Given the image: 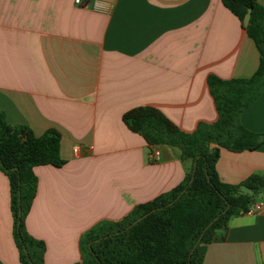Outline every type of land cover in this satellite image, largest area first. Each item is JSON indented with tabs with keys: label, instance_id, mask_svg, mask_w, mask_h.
Returning <instances> with one entry per match:
<instances>
[{
	"label": "crops",
	"instance_id": "1",
	"mask_svg": "<svg viewBox=\"0 0 264 264\" xmlns=\"http://www.w3.org/2000/svg\"><path fill=\"white\" fill-rule=\"evenodd\" d=\"M259 62L221 0H0V112L38 136L61 135L65 163L34 167L38 189L26 217L28 232L46 244V264L80 262L86 230L122 219L191 171L179 148L150 146L131 131L125 112L154 107L192 132L218 118L208 77L248 78ZM241 121L264 133V89ZM216 169L229 184L264 174V144L223 149ZM255 202L262 207L216 234L203 264H264V194ZM0 262L23 264L1 170Z\"/></svg>",
	"mask_w": 264,
	"mask_h": 264
},
{
	"label": "trees",
	"instance_id": "2",
	"mask_svg": "<svg viewBox=\"0 0 264 264\" xmlns=\"http://www.w3.org/2000/svg\"><path fill=\"white\" fill-rule=\"evenodd\" d=\"M221 1L242 25L252 9L245 30L260 52L258 68L242 79L210 75L208 87L218 118L199 122L192 132L181 130L154 107L124 113L126 126L150 146L177 147L181 159H190L193 167L180 184L136 205L122 219L102 220L86 230L80 239L81 261L74 264H203L216 234L226 231L232 217L246 212L264 194V174L229 184L216 169L223 149L253 151L264 144V133L248 129L241 121L243 111L264 89V5L258 0ZM60 141L55 129L38 136L28 126L10 125L0 112V170L9 179L13 235L23 264H46V244L28 232L26 217L38 189L34 167L65 163Z\"/></svg>",
	"mask_w": 264,
	"mask_h": 264
},
{
	"label": "built area",
	"instance_id": "3",
	"mask_svg": "<svg viewBox=\"0 0 264 264\" xmlns=\"http://www.w3.org/2000/svg\"><path fill=\"white\" fill-rule=\"evenodd\" d=\"M76 2H80V0H76ZM153 155H154V159L155 160H158L159 159V155H160V153H159V151L158 150H155L154 152H153ZM262 207V203H260V202H254L249 208H248V210L246 211L247 213H252V212H254L255 210H258V209H260Z\"/></svg>",
	"mask_w": 264,
	"mask_h": 264
},
{
	"label": "water",
	"instance_id": "4",
	"mask_svg": "<svg viewBox=\"0 0 264 264\" xmlns=\"http://www.w3.org/2000/svg\"><path fill=\"white\" fill-rule=\"evenodd\" d=\"M251 14H252V9H249L248 12L246 13L245 17H244V21H243V26L246 27L248 24H249V21H250V17H251ZM195 167H196V163H195ZM194 177V176H193ZM193 177L191 179V181L193 180ZM147 215V214H145ZM144 215V216H145ZM144 216L138 218L136 221H134V223H137L138 221H140ZM213 222V221H212ZM211 222V223H212ZM210 223V224H211ZM209 224V225H210ZM209 225L206 227V229L209 227ZM199 242L196 243L195 247L198 245Z\"/></svg>",
	"mask_w": 264,
	"mask_h": 264
}]
</instances>
